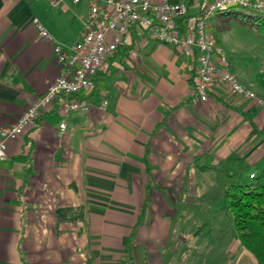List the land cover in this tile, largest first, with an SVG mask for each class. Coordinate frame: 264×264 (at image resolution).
Returning a JSON list of instances; mask_svg holds the SVG:
<instances>
[{
  "label": "crops",
  "instance_id": "1",
  "mask_svg": "<svg viewBox=\"0 0 264 264\" xmlns=\"http://www.w3.org/2000/svg\"><path fill=\"white\" fill-rule=\"evenodd\" d=\"M92 1L0 0V125L15 121L59 73L53 42L37 37L33 17L71 47ZM204 1L189 0L188 15ZM229 25L216 13L206 30L264 96V76L235 68ZM129 40L104 60L95 88L73 96L90 109L67 110L57 98L8 142L0 264H257L236 231L220 243L226 230L218 220L232 216L212 195L263 167L264 108L219 83L207 100H193L195 56L137 23Z\"/></svg>",
  "mask_w": 264,
  "mask_h": 264
},
{
  "label": "built area",
  "instance_id": "2",
  "mask_svg": "<svg viewBox=\"0 0 264 264\" xmlns=\"http://www.w3.org/2000/svg\"><path fill=\"white\" fill-rule=\"evenodd\" d=\"M49 1L55 5L61 0ZM188 3L189 0H93L87 16L82 20L81 39L71 47L56 41L42 21L33 17L37 37L53 42L60 69L46 91L15 121L0 125V160L7 157L8 142L34 124L40 111L55 99L61 97L62 106L67 110L90 109L91 102L72 96L95 88L96 75L104 60L118 46L129 43V31L135 23L151 30L158 40L179 48L186 56L196 57L198 77L193 100H207L212 85L219 83L228 89L231 96L255 100L264 108V96L240 79L223 47L216 44L206 30L209 20L219 10L244 6L264 12V0H206L200 13L191 16L188 15ZM184 17L187 21L182 23ZM106 104L104 100L99 107L104 109ZM66 128V121H61L59 133L63 134Z\"/></svg>",
  "mask_w": 264,
  "mask_h": 264
},
{
  "label": "trees",
  "instance_id": "3",
  "mask_svg": "<svg viewBox=\"0 0 264 264\" xmlns=\"http://www.w3.org/2000/svg\"><path fill=\"white\" fill-rule=\"evenodd\" d=\"M217 13L239 18L264 32V12L257 9L231 6ZM212 196L220 209L231 213L237 237L254 255L257 264H264V165L250 182L218 188Z\"/></svg>",
  "mask_w": 264,
  "mask_h": 264
},
{
  "label": "rangeland",
  "instance_id": "4",
  "mask_svg": "<svg viewBox=\"0 0 264 264\" xmlns=\"http://www.w3.org/2000/svg\"><path fill=\"white\" fill-rule=\"evenodd\" d=\"M232 27L228 46L233 48L235 53L234 65L236 69L243 71L251 78L264 76V32L244 23L239 18H229ZM228 20V19H227ZM228 30V28H227ZM261 166H259L260 169ZM238 178L236 183H248L252 180L244 173ZM224 224L226 237L220 241H228L232 237V231H236L233 219H230L226 213H222L221 219L218 220ZM218 222V223H219ZM224 243V242H222Z\"/></svg>",
  "mask_w": 264,
  "mask_h": 264
},
{
  "label": "water",
  "instance_id": "5",
  "mask_svg": "<svg viewBox=\"0 0 264 264\" xmlns=\"http://www.w3.org/2000/svg\"><path fill=\"white\" fill-rule=\"evenodd\" d=\"M128 264H136L134 261H129Z\"/></svg>",
  "mask_w": 264,
  "mask_h": 264
}]
</instances>
